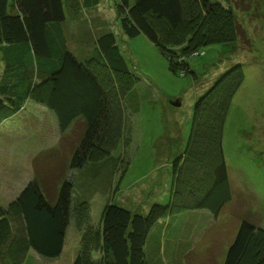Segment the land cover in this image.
Returning <instances> with one entry per match:
<instances>
[{
  "label": "rangeland",
  "instance_id": "obj_1",
  "mask_svg": "<svg viewBox=\"0 0 264 264\" xmlns=\"http://www.w3.org/2000/svg\"><path fill=\"white\" fill-rule=\"evenodd\" d=\"M211 1L226 4V0ZM116 2L100 0L88 9L82 19L84 42L77 47L73 39L71 46L83 61L85 54L94 53L89 51L94 37L105 32L116 36L130 72L137 77L132 85L123 74L108 72V78L123 88L124 135L111 152L96 150L82 168L68 169L75 208L62 254L51 259L28 247L15 197L34 179L36 163L57 174L51 168L53 160L50 166L41 164L46 151L58 150L56 166L68 165L81 125L62 134L48 106L38 99H32L37 107L32 116L17 114L0 123V203L11 211L17 230V240L2 264H72L83 249L84 236L89 239L101 229L110 203L140 214L148 213L154 203L167 204L177 183L172 165L188 155L195 104L236 63L242 66L244 80L228 108L222 142L232 199L217 217L207 210L184 211L169 202L170 208L149 234L145 257L148 264H224L243 220L264 230V0H231L239 24L232 43L191 48L184 54L183 46L174 48L175 55H184L180 59L188 58L196 77L182 66L173 72L167 56L144 35L126 36ZM92 64L106 82V69ZM2 71L0 58V77ZM41 78L36 75L38 81ZM174 100L180 105H173ZM261 257L251 244L241 264H256Z\"/></svg>",
  "mask_w": 264,
  "mask_h": 264
},
{
  "label": "trees",
  "instance_id": "obj_2",
  "mask_svg": "<svg viewBox=\"0 0 264 264\" xmlns=\"http://www.w3.org/2000/svg\"><path fill=\"white\" fill-rule=\"evenodd\" d=\"M115 1L123 33L129 38L144 35L167 56L173 72L182 66L196 77L188 58L175 55L177 46H183L184 54L191 48L196 51L211 44L232 43L238 37L239 24L229 6L231 0L226 4L211 0ZM99 3L100 0H0V123L21 113L30 100L38 99L48 106L62 134L73 126L81 125L78 130H82L68 165L56 166L59 151H46L41 164L50 166L53 160L51 168L57 174L54 176L50 169H41L36 163L34 179L15 200L28 247L45 258L56 259L62 254L74 212L68 169L82 168L96 150L111 152L124 135L123 88L108 78V72L123 74L132 85L137 80L112 32L94 37L89 50L94 53L85 54L83 61L72 53L71 40L77 47L84 42L85 12ZM93 62L106 69V82H102L101 71ZM37 74L41 81L36 79ZM224 75L195 104L188 155L172 165L177 183L169 200L172 207L207 210L215 217L232 199L223 130L232 98L244 80L239 63ZM169 202L154 203L146 214L110 203L101 229L93 231L91 243H86L89 239L87 234L84 236L83 249L72 264H148L145 246L149 234L170 208ZM15 235L11 211L0 204L1 264L17 240ZM191 241L187 248L190 251ZM251 244L262 254L256 264H264V230L243 220L224 264H241Z\"/></svg>",
  "mask_w": 264,
  "mask_h": 264
},
{
  "label": "crops",
  "instance_id": "obj_3",
  "mask_svg": "<svg viewBox=\"0 0 264 264\" xmlns=\"http://www.w3.org/2000/svg\"><path fill=\"white\" fill-rule=\"evenodd\" d=\"M36 106H35V104H33V102H32V100H30L28 103H27V105L25 106V108L22 110V112L21 113H19V114H24L25 116H27V117H29L30 116V114H31V116L34 114V113H36V112H33V108H35ZM37 108V107H36ZM11 118H16V115L15 116H12ZM11 118H9L8 120H10ZM8 120H5V121H3L2 123H4V122H6V121H8ZM28 139V137H27V135H26V138H24L23 139V141H25V140H27ZM20 143H22V141L21 142H18V144H20ZM24 189V188H23ZM20 194V193H19ZM19 194H17V196L15 197L16 199H17V197H18V195ZM1 204V203H0Z\"/></svg>",
  "mask_w": 264,
  "mask_h": 264
},
{
  "label": "water",
  "instance_id": "obj_4",
  "mask_svg": "<svg viewBox=\"0 0 264 264\" xmlns=\"http://www.w3.org/2000/svg\"><path fill=\"white\" fill-rule=\"evenodd\" d=\"M173 105L175 106H179L180 105V101L179 100H174L171 102Z\"/></svg>",
  "mask_w": 264,
  "mask_h": 264
},
{
  "label": "built area",
  "instance_id": "obj_5",
  "mask_svg": "<svg viewBox=\"0 0 264 264\" xmlns=\"http://www.w3.org/2000/svg\"><path fill=\"white\" fill-rule=\"evenodd\" d=\"M181 73H183V72H181Z\"/></svg>",
  "mask_w": 264,
  "mask_h": 264
}]
</instances>
